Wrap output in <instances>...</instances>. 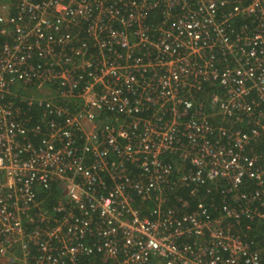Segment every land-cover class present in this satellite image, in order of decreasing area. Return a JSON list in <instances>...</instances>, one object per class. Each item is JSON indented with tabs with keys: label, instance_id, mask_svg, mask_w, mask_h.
I'll list each match as a JSON object with an SVG mask.
<instances>
[{
	"label": "built area",
	"instance_id": "2783aa9c",
	"mask_svg": "<svg viewBox=\"0 0 264 264\" xmlns=\"http://www.w3.org/2000/svg\"><path fill=\"white\" fill-rule=\"evenodd\" d=\"M0 262L264 264V0H0Z\"/></svg>",
	"mask_w": 264,
	"mask_h": 264
},
{
	"label": "trees",
	"instance_id": "16d2710c",
	"mask_svg": "<svg viewBox=\"0 0 264 264\" xmlns=\"http://www.w3.org/2000/svg\"><path fill=\"white\" fill-rule=\"evenodd\" d=\"M38 195H40V196H41L42 194H41V193H39ZM248 235H252V233L248 232Z\"/></svg>",
	"mask_w": 264,
	"mask_h": 264
},
{
	"label": "rangeland",
	"instance_id": "374dc122",
	"mask_svg": "<svg viewBox=\"0 0 264 264\" xmlns=\"http://www.w3.org/2000/svg\"><path fill=\"white\" fill-rule=\"evenodd\" d=\"M0 264H4V262H0ZM16 264V263H15Z\"/></svg>",
	"mask_w": 264,
	"mask_h": 264
}]
</instances>
